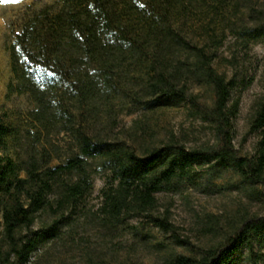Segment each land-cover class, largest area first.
<instances>
[{"label": "trees", "instance_id": "1", "mask_svg": "<svg viewBox=\"0 0 264 264\" xmlns=\"http://www.w3.org/2000/svg\"><path fill=\"white\" fill-rule=\"evenodd\" d=\"M259 1L55 0L26 8L7 44L12 71L7 91L27 95L34 107L24 155L0 156V264L27 263L44 239L62 238V223L73 230L66 212L93 191L95 173L110 177L99 207L86 210L89 221L122 234L134 227L130 219L146 217L181 245L188 240L169 216L155 213L157 194L188 185L218 192L216 179L228 170L255 193L264 182V100L250 124L259 133L254 153L241 155L233 144L235 81L214 66L222 38L202 43L189 25L195 16L214 21L244 14L254 23L241 25L250 43L264 37ZM195 87L209 94L204 101ZM184 103L209 123L213 143L187 146L175 134L158 143L147 140L143 134L151 125L144 119L117 130L125 111L143 110L147 116ZM60 134L68 139L62 156L54 155L58 146L52 140ZM10 138L23 146L19 130L0 113V147ZM55 158L59 162L51 164ZM205 163L213 170L199 180ZM43 209H51L55 220L25 232ZM208 217L206 231L223 239L193 254L169 251L165 264H264V215L243 213L225 226L220 217Z\"/></svg>", "mask_w": 264, "mask_h": 264}, {"label": "rangeland", "instance_id": "2", "mask_svg": "<svg viewBox=\"0 0 264 264\" xmlns=\"http://www.w3.org/2000/svg\"><path fill=\"white\" fill-rule=\"evenodd\" d=\"M55 0H0V113L8 115L13 126L23 137V146L19 147L11 138L6 146L0 147V156L17 152L23 155L27 140L26 129L30 128L28 113L34 104L25 94L8 95L7 86L12 78L10 57L7 44L20 28L23 15L29 5L40 7ZM264 8V0L255 5ZM230 18L195 16L190 22V34L196 40L205 42L208 37L222 38V45L217 50L214 66L219 72L234 79L232 100L239 101L238 114L234 122L233 144L241 155L251 156L259 139V133L251 131L250 124L260 101L264 100V37L250 43L241 35V25L252 26L254 23L244 14L228 15ZM245 17V19H240ZM225 32V33H223ZM194 92L201 95L204 101L209 95L204 88L195 87ZM190 103L161 110L154 115L144 116L143 110L121 114L117 130L132 127L136 119L149 122L151 128L143 137L150 141L160 142L171 134L187 146H200L214 142V135L209 123L196 112ZM147 114V113H146ZM52 140L58 146L57 153L62 156L66 150V135H53ZM60 159L55 158L51 164ZM213 170L211 164L205 163L198 168V179L205 178ZM25 173H22L24 176ZM106 172L95 173L94 189L80 203L79 207L67 210V216L73 220V230L65 223L61 224V239H44L25 264H165L164 256L172 250L179 253L193 254L210 244L223 239L221 234L206 231L209 215L221 218L222 226L226 221L243 213L264 215V182L255 186L253 193L250 185L242 180L235 171L228 170L216 183L222 186L218 192L192 185L176 191L157 194L158 208L156 214L168 215L177 226V232L188 243L181 245L172 232L160 230L149 222V218L130 219L134 226L122 234L108 231L97 223L87 219L86 210H96L101 202V191L109 180ZM55 196L51 197L54 201ZM56 214L51 209L36 213L35 220L24 231L38 229L52 223ZM0 225V239L2 238ZM163 242L164 245H160Z\"/></svg>", "mask_w": 264, "mask_h": 264}]
</instances>
